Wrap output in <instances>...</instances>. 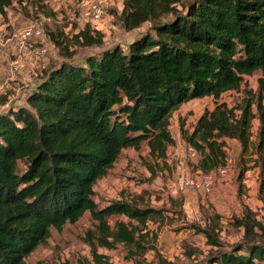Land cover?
<instances>
[{"label": "trees", "instance_id": "trees-1", "mask_svg": "<svg viewBox=\"0 0 264 264\" xmlns=\"http://www.w3.org/2000/svg\"><path fill=\"white\" fill-rule=\"evenodd\" d=\"M14 1L0 0V14ZM120 21L127 32L146 23L150 28L124 50L104 47V36L87 26L77 38L97 51L83 62L46 70L27 106L2 105L0 264H27L53 229L61 231L86 213L95 229L85 241L97 264H104L99 248L123 244L131 258L152 249L148 223L163 220L164 211L140 197L99 208L95 186L126 149L139 151L146 143L153 158L165 160L175 144L170 118L194 99L215 100L192 131L181 127L199 155L196 170L218 173L226 165V141L237 140L242 157H255L264 201V0H124ZM257 72V92L247 90L233 107L219 102ZM255 119L260 128L252 145ZM113 217L128 222L112 226ZM235 222L245 230L244 241L229 250L209 228H196L212 248L203 256L190 249L188 256L197 257L193 264H264V223L248 210Z\"/></svg>", "mask_w": 264, "mask_h": 264}, {"label": "rangeland", "instance_id": "rangeland-1", "mask_svg": "<svg viewBox=\"0 0 264 264\" xmlns=\"http://www.w3.org/2000/svg\"><path fill=\"white\" fill-rule=\"evenodd\" d=\"M24 1L28 5L23 7V1L16 4L19 8L12 15L17 19L16 23L14 27L10 26L4 41L3 38L0 41V110L3 103L7 107L15 103L27 106L26 98L31 87L46 70L63 61L83 62L98 50L96 46H82L83 40L77 38L87 27L76 10L77 0ZM123 7L124 0H112L106 9L100 31H96L104 36V47L120 45L126 50L137 34L149 31L150 24L146 23L138 31L127 32L120 21ZM30 21L44 30L45 37L29 40L24 46L14 35ZM57 43L61 46L58 47ZM20 46L24 47L21 49ZM13 47H18L17 54L10 53ZM43 47H47L49 53L38 58L37 51ZM17 60L25 62L26 71L13 72L12 65ZM259 78L260 72L246 77L240 91L224 94L219 102L233 107L247 90L258 91ZM214 106L212 97L194 99L172 114L169 129L175 144L168 148L165 160L153 158L144 143L139 151L133 148L124 150L113 169L97 182L94 199L99 208L113 201L140 197L144 205L163 210L165 215L157 223H148L146 239L152 249L131 258L130 248L123 244L111 250L99 248L104 264H193L197 257L188 256L190 249L203 256L212 248L205 234L196 228H209L221 248L229 250L244 241L245 230L236 226L235 219H241L245 211H251L257 221L264 223L260 170L254 163L255 157L248 154L242 157V146L237 140H227L226 153L232 165L226 176L212 173L210 192L178 186L181 178L194 180L201 173L195 168L199 155L191 157L181 127L192 131L204 111L212 110ZM259 128L260 122L255 119L251 130L252 145L257 142ZM117 221L128 222V219L113 217L109 222L113 226ZM94 229L95 223L89 213L74 224H66L61 231L53 229L47 244L39 247L27 259V264H97L85 241L88 231Z\"/></svg>", "mask_w": 264, "mask_h": 264}, {"label": "built area", "instance_id": "built-area-1", "mask_svg": "<svg viewBox=\"0 0 264 264\" xmlns=\"http://www.w3.org/2000/svg\"><path fill=\"white\" fill-rule=\"evenodd\" d=\"M112 3V0H77L76 1V10L79 13V18L87 26H89L93 31H100L101 23L104 21L107 14V7ZM24 6L28 5L27 1L21 3ZM15 38L21 43V45H27L29 40H40L45 37L44 30L37 26L36 23L30 21L24 25V27L14 35ZM49 53L47 47L40 48L37 51L38 58H44ZM0 57H1V48H0ZM26 64L21 60H17L13 63L12 69L14 73H21L26 71ZM2 93L0 92V97ZM189 153L191 157H196L198 153L190 146H188ZM232 165V160L226 159L225 167H222L218 174L220 176H226L229 172V169ZM199 173V172H198ZM213 185L212 174L206 175L201 174L198 179H188L181 178L178 182L180 188L193 189L199 191L210 192Z\"/></svg>", "mask_w": 264, "mask_h": 264}, {"label": "crops", "instance_id": "crops-1", "mask_svg": "<svg viewBox=\"0 0 264 264\" xmlns=\"http://www.w3.org/2000/svg\"><path fill=\"white\" fill-rule=\"evenodd\" d=\"M19 2H20V0H15L14 3H13V5L11 7H9V8L6 9V14L5 15H1L0 14V41H1V38H3L2 41H4L5 35L10 30V26L14 27V23H16V20L17 19L16 18H13L12 15L15 13L14 10L15 11L18 10L19 5H16V4H19ZM25 24L26 23H24V25ZM24 25H23V27H24ZM7 41H9V40H7ZM23 47L20 46L21 49ZM16 48H18V47H13V50L10 52V50H11L10 49L9 52L11 54H17L18 50ZM5 76H6V73H5ZM31 88H33V86ZM14 105L24 106L21 103H15ZM226 143L228 144V141H226Z\"/></svg>", "mask_w": 264, "mask_h": 264}]
</instances>
